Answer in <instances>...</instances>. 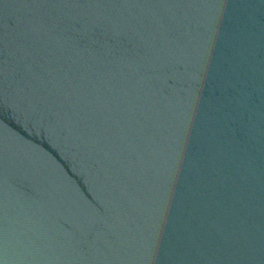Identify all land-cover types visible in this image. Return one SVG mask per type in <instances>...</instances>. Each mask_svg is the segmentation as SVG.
I'll return each instance as SVG.
<instances>
[{
	"label": "water",
	"instance_id": "1",
	"mask_svg": "<svg viewBox=\"0 0 264 264\" xmlns=\"http://www.w3.org/2000/svg\"><path fill=\"white\" fill-rule=\"evenodd\" d=\"M0 264H264V0H0Z\"/></svg>",
	"mask_w": 264,
	"mask_h": 264
}]
</instances>
